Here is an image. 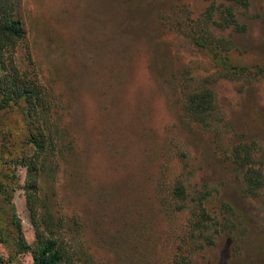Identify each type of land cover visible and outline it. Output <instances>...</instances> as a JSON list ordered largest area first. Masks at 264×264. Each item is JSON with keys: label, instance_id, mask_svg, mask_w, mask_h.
Segmentation results:
<instances>
[{"label": "rangeland", "instance_id": "1", "mask_svg": "<svg viewBox=\"0 0 264 264\" xmlns=\"http://www.w3.org/2000/svg\"><path fill=\"white\" fill-rule=\"evenodd\" d=\"M211 2L20 0L28 50L57 89L63 124L75 137L56 182V206L83 215L90 251L102 263L167 264L178 225L162 209L160 185L184 176L229 224L195 253L194 264H264V187L246 195L228 157L235 145L252 143L264 171V0L238 10L244 30L212 26L233 41L230 62L248 73H223L184 31ZM206 78L220 113L210 127L188 122L183 110L185 88ZM24 123L20 108L0 111V137L7 134L9 146L0 151V180L15 172L24 184L25 167L11 161L25 150ZM17 184L11 201L32 243ZM6 201L0 195V209ZM32 261L13 239L0 242V264Z\"/></svg>", "mask_w": 264, "mask_h": 264}, {"label": "trees", "instance_id": "2", "mask_svg": "<svg viewBox=\"0 0 264 264\" xmlns=\"http://www.w3.org/2000/svg\"><path fill=\"white\" fill-rule=\"evenodd\" d=\"M20 0H0V111L20 108L25 120V139L21 153L11 159L26 169L24 184L15 172L0 180V195L7 209H0V242L13 239L23 251H30L32 264H105L90 251L87 240V220L82 214L70 216L57 208L56 182L62 167L75 146L73 132L64 126L57 89L50 78L37 67L29 49L28 31L19 9ZM249 0H212L201 16L184 31L196 46L207 50L223 73H248L245 66L233 65L229 51L233 41L217 35L213 25L222 28L245 29L237 17ZM178 77H181L178 74ZM206 78L203 84L187 86L183 93V110L190 123L210 127L220 118L216 91ZM57 102V105H56ZM58 106V107H57ZM0 137L1 154L9 151ZM256 145L243 142L229 153L230 164L241 176L246 195H259L264 187V171L256 165ZM20 188L25 192L27 209L34 227V241L28 243L21 218L12 203L11 192ZM198 185V184H197ZM160 202L170 218L174 219L177 239L167 264H194L195 253L216 242L217 236L229 224L220 213L212 214L205 203L206 193L191 184L184 176L160 185ZM59 204V203H58ZM2 213H6L4 218Z\"/></svg>", "mask_w": 264, "mask_h": 264}]
</instances>
